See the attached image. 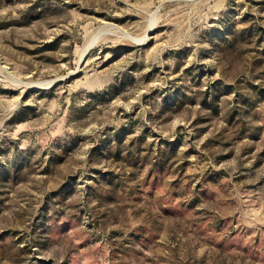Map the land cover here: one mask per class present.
Masks as SVG:
<instances>
[{"label": "rangeland", "instance_id": "1", "mask_svg": "<svg viewBox=\"0 0 264 264\" xmlns=\"http://www.w3.org/2000/svg\"><path fill=\"white\" fill-rule=\"evenodd\" d=\"M0 264H264V0H0Z\"/></svg>", "mask_w": 264, "mask_h": 264}]
</instances>
